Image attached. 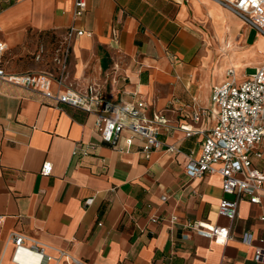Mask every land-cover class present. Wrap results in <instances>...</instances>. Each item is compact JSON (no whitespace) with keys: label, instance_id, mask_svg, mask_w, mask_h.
Returning <instances> with one entry per match:
<instances>
[{"label":"crops","instance_id":"1","mask_svg":"<svg viewBox=\"0 0 264 264\" xmlns=\"http://www.w3.org/2000/svg\"><path fill=\"white\" fill-rule=\"evenodd\" d=\"M74 2L0 0L6 71L57 73L53 52L65 30L91 31L73 43L62 89L100 83L115 101L137 92L150 113L166 114L160 138L184 154L156 150L146 159L137 144L118 152L101 139L94 114L0 78V264H16L12 231L39 240L48 254L60 247L89 264H264L255 260L256 246L264 247V189L262 203L242 200L234 220L221 215V199L232 196L220 176L190 178L185 169V154L198 157L204 135L181 129L215 126V86L231 71L241 83L264 64V36L218 0H88L77 19ZM200 107L208 116L191 121ZM78 144L95 147L83 155L74 153ZM256 148L264 173V142ZM195 221L227 225L233 238L217 244L187 226ZM246 232L252 245L242 240Z\"/></svg>","mask_w":264,"mask_h":264},{"label":"built area","instance_id":"2","mask_svg":"<svg viewBox=\"0 0 264 264\" xmlns=\"http://www.w3.org/2000/svg\"><path fill=\"white\" fill-rule=\"evenodd\" d=\"M222 5L232 8L246 24L256 29L264 36V0H218ZM74 16L80 18L88 8V0H75ZM1 31V26H0ZM92 35L91 31L72 25L62 35V39L53 52V63L57 73L48 71H32L26 73L7 72L3 66V57L8 45L0 40V78L26 88L35 89L59 104H66L80 108L95 115V128L100 133L103 142L114 150L128 153L135 145L144 158L149 159L156 150L169 152L173 155L184 154L174 144H169L160 138L163 129L169 125V119L163 112H149L148 102L133 93V99L115 101L103 91L100 83L90 84L85 91H79L66 86L67 71L72 46L75 40L83 35ZM47 49L40 46L35 60L43 62ZM231 80L215 86L212 101L216 108V124L211 130L196 128H181L186 137L197 133L204 135L201 143V153L197 157L194 150L185 154L187 163L186 172L190 178L202 177L205 174H218L222 181V189L226 195L219 204L220 214L229 220L238 215L239 203L248 199L252 203H262L264 189V173L255 166L253 156L261 158L263 151L256 145L264 142V64L258 66L254 73L238 83L233 77ZM59 86L53 90V83ZM209 110L197 108L190 116L191 121L199 123ZM78 144L74 153L86 155L94 149L93 144L87 147ZM51 162H45L42 167L44 174L52 172ZM164 199H166L164 197ZM92 200L89 199L88 202ZM172 217V221H176ZM152 221L158 218L153 216ZM264 221V216H261ZM3 219L0 216V224ZM189 228L199 235L212 239L217 244L225 245L233 238L231 228L227 225H217L202 221L189 222ZM9 240L14 244L13 261L22 263L18 256L32 254L37 262L31 264H89L85 260L73 255L64 248H55L56 254L46 253V246L39 240L12 231ZM243 242L252 245L253 234L246 232ZM255 260L264 263V247L256 246Z\"/></svg>","mask_w":264,"mask_h":264},{"label":"bare ground","instance_id":"3","mask_svg":"<svg viewBox=\"0 0 264 264\" xmlns=\"http://www.w3.org/2000/svg\"><path fill=\"white\" fill-rule=\"evenodd\" d=\"M18 259L22 262V263H27V264H31L33 262H37V259L35 260V257L32 254H20L18 256Z\"/></svg>","mask_w":264,"mask_h":264},{"label":"rangeland","instance_id":"4","mask_svg":"<svg viewBox=\"0 0 264 264\" xmlns=\"http://www.w3.org/2000/svg\"><path fill=\"white\" fill-rule=\"evenodd\" d=\"M0 8H1V4H0ZM255 31H256V30L254 29V32H255ZM253 34H254V33H253ZM263 56H264V54H263ZM34 60H35V59H34ZM35 63H37L38 65H42V64H41L42 62H37L36 60H35ZM254 71H255V70H254L253 68H250V69H248V70L246 71V73L250 75V74L254 73Z\"/></svg>","mask_w":264,"mask_h":264}]
</instances>
